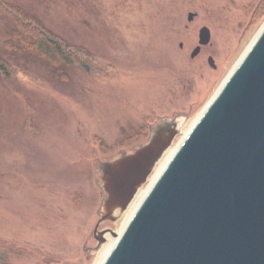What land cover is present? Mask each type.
I'll return each instance as SVG.
<instances>
[{"label":"rangeland","instance_id":"obj_1","mask_svg":"<svg viewBox=\"0 0 264 264\" xmlns=\"http://www.w3.org/2000/svg\"><path fill=\"white\" fill-rule=\"evenodd\" d=\"M4 1L91 59L56 68L7 54L15 25L0 15V56L15 67L12 87L0 71V260L98 264L264 27V0ZM204 27L211 43L191 58ZM158 116H182V133L119 222L100 225L99 244L98 167L146 143Z\"/></svg>","mask_w":264,"mask_h":264},{"label":"water","instance_id":"obj_2","mask_svg":"<svg viewBox=\"0 0 264 264\" xmlns=\"http://www.w3.org/2000/svg\"><path fill=\"white\" fill-rule=\"evenodd\" d=\"M210 39L203 28L200 45ZM180 117L159 120L146 143L99 165V244L100 225L119 222L182 133ZM113 236L102 264H264V27Z\"/></svg>","mask_w":264,"mask_h":264},{"label":"trees","instance_id":"obj_3","mask_svg":"<svg viewBox=\"0 0 264 264\" xmlns=\"http://www.w3.org/2000/svg\"><path fill=\"white\" fill-rule=\"evenodd\" d=\"M0 15L11 18L13 24V40H8L5 45L7 54H29L47 61L50 65L60 68L64 65L85 63L91 59L90 55L80 47H74L63 38L53 34L42 26L35 18L24 13L21 9L0 0ZM17 41V43L14 42ZM86 61V62H84ZM90 67V65H89ZM15 67L0 56V71L4 75L5 83L13 86ZM12 83V84H10ZM0 259H2L0 257ZM2 264V260H0Z\"/></svg>","mask_w":264,"mask_h":264},{"label":"bare ground","instance_id":"obj_4","mask_svg":"<svg viewBox=\"0 0 264 264\" xmlns=\"http://www.w3.org/2000/svg\"><path fill=\"white\" fill-rule=\"evenodd\" d=\"M175 153V151H173L171 154L168 155L166 161H164V163L160 164V168L158 169V172L156 173V175L154 176V178L152 179V182L155 181L157 179V177L161 174V172L163 171V169L165 168V166L167 165V163L170 161L171 157L173 156V154ZM146 195V191H144L142 193V195L139 198V201L137 203L134 204V207H138V205L140 204V202L142 201L143 197ZM131 217V216H130ZM129 217V218H130ZM128 218V220H129ZM128 220L125 222V224H127ZM108 234H104V238H108L107 237ZM110 238V237H109ZM117 238L113 239V243L106 249L103 251L102 253V259L101 262H99L98 264H102V262L104 261V259L107 257V255L109 254L110 250L112 249V247L114 246L115 242H116Z\"/></svg>","mask_w":264,"mask_h":264},{"label":"flooded vegetation","instance_id":"obj_5","mask_svg":"<svg viewBox=\"0 0 264 264\" xmlns=\"http://www.w3.org/2000/svg\"><path fill=\"white\" fill-rule=\"evenodd\" d=\"M204 28H207V27H204ZM203 29V28H202ZM201 29V30H202ZM209 29V28H208ZM201 30H200V32H201ZM210 30V29H209ZM200 32H199V46H197L195 49H194V51L197 49V48H199L200 47V52L198 53V55L197 56H195V57H192V54L194 53V51L192 52V54H191V58H194V59H196V58H198L203 52H204V50H203V48H205V47H207L208 45H210V43H211V39H212V34H211V39H210V43L208 44V45H206V46H201L200 45ZM210 33H211V31H210ZM180 47L182 48L183 47V44H181L180 45ZM210 59H213L212 57H210L209 58V60H208V63H209V66L213 69V70H217V66H216V64H215V61H214V66H212L211 64H210ZM214 60V59H213ZM174 117H176V116H174ZM173 117V118H174ZM164 118H166V117H160V116H158L157 118H156V121H154L153 123H151V124H149V134H150V129H151V127L153 126V125H155L159 120H161V119H164ZM149 136V135H148ZM178 138V136L176 137V139ZM176 139H175V141H176ZM174 141V142H175ZM143 144V143H142ZM105 234V233H104ZM101 238H103L104 240H105V238H104V235H103V237H101Z\"/></svg>","mask_w":264,"mask_h":264}]
</instances>
